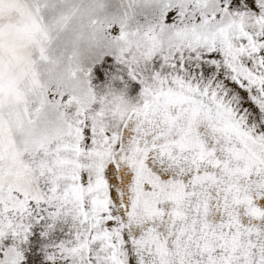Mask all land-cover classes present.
<instances>
[{"label":"snow or ice","instance_id":"obj_1","mask_svg":"<svg viewBox=\"0 0 264 264\" xmlns=\"http://www.w3.org/2000/svg\"><path fill=\"white\" fill-rule=\"evenodd\" d=\"M0 264H264V0H0Z\"/></svg>","mask_w":264,"mask_h":264}]
</instances>
